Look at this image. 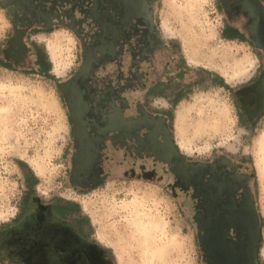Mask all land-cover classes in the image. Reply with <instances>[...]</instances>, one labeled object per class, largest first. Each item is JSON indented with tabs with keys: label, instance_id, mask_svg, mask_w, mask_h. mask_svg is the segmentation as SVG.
<instances>
[{
	"label": "rangeland",
	"instance_id": "1",
	"mask_svg": "<svg viewBox=\"0 0 264 264\" xmlns=\"http://www.w3.org/2000/svg\"><path fill=\"white\" fill-rule=\"evenodd\" d=\"M224 1L152 0L161 49L137 68L139 46L126 44L117 60L98 67L92 82L152 115L166 116L183 157L243 164L260 216L264 264V116L247 120L235 94L253 81L262 59L252 56L246 43L222 34ZM8 7L0 0V228L55 201L70 210V218L80 217L115 264H201L193 203L175 187L166 166L149 156L111 152L98 186L80 190L70 182L74 143L59 86L81 67L84 48L98 34L87 10L66 1L45 5L67 24L47 30L16 12L15 22L22 19L18 27L28 31L27 52L10 58L7 40L14 26ZM36 50L50 65L48 77L35 71ZM167 83L177 86L171 95L164 90ZM73 90L69 86V93ZM73 99L74 115L81 104L77 95ZM0 264H7L1 255Z\"/></svg>",
	"mask_w": 264,
	"mask_h": 264
},
{
	"label": "flooded vegetation",
	"instance_id": "2",
	"mask_svg": "<svg viewBox=\"0 0 264 264\" xmlns=\"http://www.w3.org/2000/svg\"><path fill=\"white\" fill-rule=\"evenodd\" d=\"M4 1L10 5L8 10L13 9L9 15L14 32L7 40L6 49L10 58H19L27 52L24 41L28 31L18 27L22 19L15 22L13 17L18 11L24 14L22 17L29 15V23L40 21L47 30L56 26L55 23L67 24L59 13L47 8L44 10V6L51 4L52 8L54 4L66 1L72 8L87 10V17L98 27L95 42L84 48L81 67L61 83L71 81L84 61L92 60L89 71L70 84L73 93H69L68 89L66 93L61 91L65 103L66 100L74 102L73 96L77 95L81 104L78 108L82 111L78 125L84 124L86 129V136L76 133L66 103L74 143L69 175L73 187L93 189L105 180L104 169L110 162L111 152L133 157L149 156L154 162L166 166L175 187L181 189L193 203L201 264H263L260 216L251 188V177L242 171L241 162L227 158L190 159L183 157L176 147L178 156H172L170 164H165L155 159L149 147L137 143L148 132L144 127L135 129L131 137L124 130L101 133L102 128L110 123L114 107L120 109L124 119H135L141 115L139 104L133 105L120 98L121 94L110 87L95 86L92 78L106 60H117L126 44L137 43L139 46L136 48L137 68L157 49H161L152 0ZM32 7L35 12L29 13ZM222 10L226 17L222 31L224 37L246 43L251 47V55L262 59L253 81L235 92L244 117L254 122L264 116V0H225ZM38 14L40 18L36 19ZM65 15L68 14L64 12ZM78 113L73 116L78 117ZM146 113L153 122L163 117V125L167 127L166 116ZM156 144H162L161 135L157 136ZM155 150L162 153L159 148ZM79 164L81 168L77 167ZM56 207L55 201L37 206L0 228V255L4 261L7 264H113L110 251L93 240L88 231L90 228L80 225V217L70 218L69 209L57 210Z\"/></svg>",
	"mask_w": 264,
	"mask_h": 264
},
{
	"label": "water",
	"instance_id": "3",
	"mask_svg": "<svg viewBox=\"0 0 264 264\" xmlns=\"http://www.w3.org/2000/svg\"><path fill=\"white\" fill-rule=\"evenodd\" d=\"M100 52L102 51L100 50ZM91 61L92 60L90 59L84 61L83 67L80 69L78 73H76L73 76L72 80L69 81L68 83L60 85V89L63 93H66L67 89L69 90L70 84H74L79 77H82L84 74H86L89 71V68L91 66ZM66 103L69 109L70 117L73 123L75 124L76 133L80 134V136H86V129L84 124L78 125V123H80L81 120L82 111L78 108L79 111L78 117H74L73 112L70 110V108L72 107L71 105L72 102L70 100H66ZM139 111L141 115L138 116L137 118L124 119L122 117L120 109L118 107H114L113 113L109 117L110 123L102 128L101 133L104 134L108 131L124 130L127 133V136L131 137L135 129L144 127L145 129L148 130V132L145 134L144 138L140 137L137 143L141 146L149 147L150 148L149 150L151 151V153L153 154L156 160L162 161L165 164H170L171 157L178 156V152L169 130L167 129V127L163 125L164 118L163 117L159 118L158 120L153 122L148 117V114L144 111V109L140 108ZM128 126H130V128ZM158 135H161L162 137L161 145L156 144V139ZM156 148L161 149L162 153L156 152L155 150ZM77 167L81 168L80 164L77 165Z\"/></svg>",
	"mask_w": 264,
	"mask_h": 264
},
{
	"label": "trees",
	"instance_id": "4",
	"mask_svg": "<svg viewBox=\"0 0 264 264\" xmlns=\"http://www.w3.org/2000/svg\"><path fill=\"white\" fill-rule=\"evenodd\" d=\"M34 56H36L35 59H34V65H35L36 73L41 75V76L48 77L49 76L48 72H49V66L50 65H49L46 57L38 50H36V53L34 54ZM3 66L8 67V65H6V63H4ZM182 76H183V74L181 72H179V73H177L176 77L179 78V80H180ZM175 86L173 84H170V87L167 85L165 87L166 88L165 90H169L170 89V91L173 93V91L175 89H177V86H176V88H175ZM222 86H224V85H222ZM156 87H157V85H156ZM56 204L58 205V207H56L57 210H58V208H60V209L65 208L64 206L61 205V203H56Z\"/></svg>",
	"mask_w": 264,
	"mask_h": 264
},
{
	"label": "crops",
	"instance_id": "5",
	"mask_svg": "<svg viewBox=\"0 0 264 264\" xmlns=\"http://www.w3.org/2000/svg\"><path fill=\"white\" fill-rule=\"evenodd\" d=\"M170 84H171V83H167V84H165V87H166L167 85L170 87ZM165 89H166V88H165ZM165 89H164V90H165ZM146 90L149 91V90H150V86H147V89H146ZM171 93H172V92H171L170 89H169V95H171ZM93 240H95L97 243H99V241H97L96 239H93ZM99 245H101V244H99ZM101 246H102V245H101ZM104 248L107 249L108 247H105V246H104ZM111 259H112L113 264H115V262H114L112 256H111Z\"/></svg>",
	"mask_w": 264,
	"mask_h": 264
},
{
	"label": "bare ground",
	"instance_id": "6",
	"mask_svg": "<svg viewBox=\"0 0 264 264\" xmlns=\"http://www.w3.org/2000/svg\"><path fill=\"white\" fill-rule=\"evenodd\" d=\"M129 128H130V126H129Z\"/></svg>",
	"mask_w": 264,
	"mask_h": 264
}]
</instances>
